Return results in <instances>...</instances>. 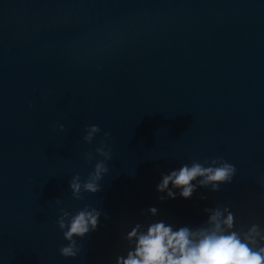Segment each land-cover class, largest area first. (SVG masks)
Instances as JSON below:
<instances>
[{
  "label": "water",
  "instance_id": "1",
  "mask_svg": "<svg viewBox=\"0 0 264 264\" xmlns=\"http://www.w3.org/2000/svg\"><path fill=\"white\" fill-rule=\"evenodd\" d=\"M0 264H264V0H0Z\"/></svg>",
  "mask_w": 264,
  "mask_h": 264
}]
</instances>
